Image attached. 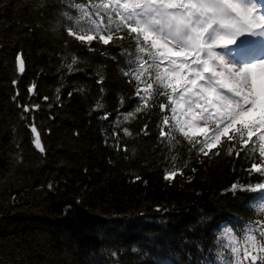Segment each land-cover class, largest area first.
Listing matches in <instances>:
<instances>
[{"label":"trees","instance_id":"1","mask_svg":"<svg viewBox=\"0 0 264 264\" xmlns=\"http://www.w3.org/2000/svg\"><path fill=\"white\" fill-rule=\"evenodd\" d=\"M99 1L0 0V264H249L245 250L264 256V173L250 171L261 162L259 133L245 145L231 130L200 152L203 139L185 137L170 119L171 89L156 82L162 67L141 69L148 56L131 37L119 39L126 29L108 45L89 31ZM99 17L102 34L119 22L113 9ZM69 18L76 35H96L91 45L67 34Z\"/></svg>","mask_w":264,"mask_h":264},{"label":"snow or ice","instance_id":"2","mask_svg":"<svg viewBox=\"0 0 264 264\" xmlns=\"http://www.w3.org/2000/svg\"><path fill=\"white\" fill-rule=\"evenodd\" d=\"M76 7L80 8L81 5L77 4ZM108 7V4L104 5L105 9ZM113 11L119 16L115 29L110 28L107 34H102L105 29L97 24L95 29L89 31H94L99 41L108 45L114 39L113 31L126 29L127 35H120L119 39L123 41L131 37L138 51L146 53L148 60L152 61L151 64H148V60L141 61L144 71L153 66L159 69L158 61H167V66L157 72L156 82L166 89L170 88L174 94L179 91L180 100L187 106L186 112L191 120L179 124V131L188 137L193 131L206 133V128L199 127V120L215 123L212 135L201 142L200 152L205 149L210 151L231 130H235L245 145L257 133L259 139L264 141V111L258 107L264 103V40L250 38L264 37V3L261 0H123L122 3L115 0ZM65 22L69 24L67 34L82 44L87 41L91 45L96 39V35H76L70 18ZM239 37L250 38L249 47L229 48V45H237ZM17 60L20 71H23V59L17 56ZM76 62L74 58L72 64ZM68 67L72 70L71 65ZM124 74L127 76L128 72ZM140 79V75H137L136 80ZM152 88L153 84L148 83L145 91ZM168 100L172 101L173 96L169 95ZM159 107L163 111L165 105L161 103ZM141 110L136 108V112ZM22 111L29 112L30 109L23 106ZM172 111L175 114L176 109ZM133 115L129 112L125 119ZM163 124H169L168 117H164ZM122 131L125 135H131L126 127ZM32 132H36L35 126ZM160 134L162 137L166 135L163 128ZM116 135L114 131L113 136ZM35 144L44 151L39 137ZM260 156L261 162L252 163L250 171L264 173V146L260 149ZM175 174H166V179ZM250 240L255 241V237H250ZM252 248L256 249L255 243ZM259 251L264 253V248ZM243 255L249 264H264V256L253 255L248 250Z\"/></svg>","mask_w":264,"mask_h":264},{"label":"rangeland","instance_id":"3","mask_svg":"<svg viewBox=\"0 0 264 264\" xmlns=\"http://www.w3.org/2000/svg\"><path fill=\"white\" fill-rule=\"evenodd\" d=\"M123 2V0H121V3ZM111 4L113 7H115V0H111ZM245 37H239L238 39H243ZM251 39L253 40H260L261 37H250ZM249 38V39H250ZM249 44H245V46H248ZM243 45H229L228 47L229 48H233V47H242ZM218 50V49H217ZM160 65H162V67H166L167 66V61H163L162 63H160ZM179 91L177 93H173V105H174V108L176 109V112L175 114L173 113L172 111V114H171V118L172 120H175V122H177V124H183L185 123L186 121H189L191 120V116L187 114L186 112V108L187 106L183 104V102L180 100L179 98ZM259 108L263 109L264 108V103H262L261 105H258ZM195 111H199V109H196ZM198 124H199V127L200 128H206L207 131L206 133L205 132H200V131H193V132H190L189 135H200V137L205 140L207 137L211 136L212 135V131L213 129L215 128V123L211 120H208V121H205V120H199L198 121Z\"/></svg>","mask_w":264,"mask_h":264},{"label":"bare ground","instance_id":"4","mask_svg":"<svg viewBox=\"0 0 264 264\" xmlns=\"http://www.w3.org/2000/svg\"><path fill=\"white\" fill-rule=\"evenodd\" d=\"M97 8H98L97 11L93 13V18L95 19L96 24H99L100 27L106 29V25H105V23H104V20L101 19V18L99 17V12H100V10L104 9V3H102L101 1H99V3H98V7H97ZM77 22H78V23H82L81 20H78ZM258 47H259V46H258ZM16 59H17V58H16ZM16 64H17V60H16ZM17 68H18V65H17ZM127 68H130V65H128ZM18 70H19V68H18ZM23 71H24V70H23ZM23 71H22V72H23ZM19 72H20V70H19Z\"/></svg>","mask_w":264,"mask_h":264},{"label":"water","instance_id":"5","mask_svg":"<svg viewBox=\"0 0 264 264\" xmlns=\"http://www.w3.org/2000/svg\"><path fill=\"white\" fill-rule=\"evenodd\" d=\"M17 65H18V68H19V62H18V60H17ZM19 70H20V68H19ZM20 72H22V71H20ZM262 232L264 234V228L262 229Z\"/></svg>","mask_w":264,"mask_h":264}]
</instances>
